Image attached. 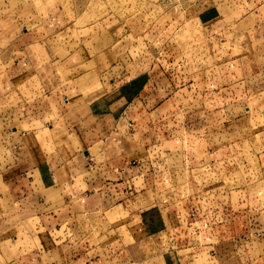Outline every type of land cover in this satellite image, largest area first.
<instances>
[{"label":"crops","instance_id":"crops-1","mask_svg":"<svg viewBox=\"0 0 264 264\" xmlns=\"http://www.w3.org/2000/svg\"><path fill=\"white\" fill-rule=\"evenodd\" d=\"M4 1L15 28L34 6ZM191 4L208 41L224 42L234 27L246 42L250 27L251 38L264 42V0ZM113 25L111 18L81 28L78 46L35 64L33 96L0 112V264H193L204 253L200 264H264V225L200 242L155 195L173 171L203 177L223 142L252 128L264 112V64L249 76L242 57L239 76L206 90L202 80H184L183 57L166 66L164 56L181 54L171 38L115 37ZM6 35L17 51L35 39L24 29ZM175 120L191 122L194 148H151L165 141L163 121ZM121 213L129 220H118Z\"/></svg>","mask_w":264,"mask_h":264},{"label":"rangeland","instance_id":"rangeland-1","mask_svg":"<svg viewBox=\"0 0 264 264\" xmlns=\"http://www.w3.org/2000/svg\"><path fill=\"white\" fill-rule=\"evenodd\" d=\"M30 1L33 9L25 10L19 16L22 18L15 28L7 23L6 15L10 12H2L6 1L0 0V60L6 69L0 74V112L16 108L33 96L35 64H43L52 57L62 58L79 45L81 28L98 24L102 19H114L111 32L115 37L130 34L152 42H156L159 36L171 38L170 48L181 50V54L164 56L166 66H174L183 57L184 63L178 70L182 71L184 80H202L206 90L229 82L234 75L239 76L242 57L249 76L251 71L264 64V42L251 38L250 27L246 42L234 27L225 32L224 42L218 39L208 41V31L202 30L197 22L191 4L193 0ZM12 29L14 32L23 29L33 32L35 39L28 48L17 51L15 44H11L14 40L1 37L3 33L12 36ZM153 49L157 47L153 46ZM171 71L169 73H174L175 68ZM252 123L246 133H232V137L223 142L221 148L224 150L210 159V172L203 177L195 178L187 168L180 169L165 175L163 183L156 186L157 203L164 212L181 214L183 225L189 227L193 240L217 242L223 238L233 239L246 224L245 230L249 226L264 225V112L253 116ZM158 127L152 129L155 132L153 138L159 134ZM217 128L215 132L221 131L222 127ZM192 134L191 122L163 121L165 141L153 143L151 148H194L196 143L192 142ZM205 146L201 144L199 148ZM187 157L190 159V153ZM141 199L135 201L136 209L143 205ZM118 220H129V216L121 213ZM135 223L136 219L132 224ZM195 230L200 233L196 234ZM207 258L204 253L193 260V264H200ZM152 261L159 262L158 259Z\"/></svg>","mask_w":264,"mask_h":264}]
</instances>
